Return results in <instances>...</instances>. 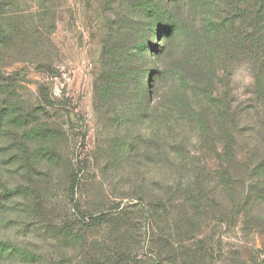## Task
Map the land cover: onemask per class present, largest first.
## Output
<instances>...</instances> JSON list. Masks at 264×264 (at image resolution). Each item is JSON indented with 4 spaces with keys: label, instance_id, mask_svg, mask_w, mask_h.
Returning a JSON list of instances; mask_svg holds the SVG:
<instances>
[{
    "label": "rangeland",
    "instance_id": "obj_1",
    "mask_svg": "<svg viewBox=\"0 0 264 264\" xmlns=\"http://www.w3.org/2000/svg\"><path fill=\"white\" fill-rule=\"evenodd\" d=\"M105 4L0 0V264H264V184L240 206L242 181L264 183L240 155L256 123L264 156L261 111L241 120L249 86L219 61L197 79L168 34L115 50ZM179 78L228 122L223 104L204 134L131 111L136 85L159 106Z\"/></svg>",
    "mask_w": 264,
    "mask_h": 264
},
{
    "label": "trees",
    "instance_id": "obj_2",
    "mask_svg": "<svg viewBox=\"0 0 264 264\" xmlns=\"http://www.w3.org/2000/svg\"><path fill=\"white\" fill-rule=\"evenodd\" d=\"M104 9L114 16V21L110 25L115 36L113 37L116 42L113 46L115 50L119 47L122 48V52L126 51V48L133 45V37L139 34L142 40L139 50L146 52L152 34L159 32L163 36L168 34L166 38L172 37L176 40L175 48L180 52V57L177 58H182L195 68L193 72L197 79H202L204 66L207 63L213 65L216 61L224 62L229 69L239 64H246L253 77V83L249 86L248 105L242 111L241 120L247 121L245 118L254 109L261 111L259 114L264 117V0H106ZM164 50L161 55H172L170 54L172 52L166 53ZM136 58L141 62L145 59L143 54H139ZM148 59L154 58L148 53ZM127 60L129 62V55L125 52L123 61ZM164 70L166 67L161 74L160 70L155 74L162 77ZM125 73L122 71L112 79L123 80ZM184 85L185 80L182 78L173 82L168 88L169 94H165L161 104L155 106L151 103L154 86L149 89L146 96L138 84L136 98L134 97L130 109L138 115L149 114L163 124L177 122V126L193 125L203 134L208 118L210 116L216 118L213 109H219L223 104L226 113L220 115L223 119L228 116L231 118L230 106L225 105L224 100L217 99V95L207 100L199 94V90H187ZM226 122H228L227 118ZM250 125V133L254 137L248 143L252 146L249 144L245 146L240 154L241 159L243 161L261 159L256 169L264 171V156H257L258 151L255 150L262 148L258 141L260 129L257 130L256 123ZM229 141L231 144H236L233 135L227 136V147L232 153L234 147ZM232 157H236L235 151ZM248 169L249 164L246 171L250 174L251 171ZM225 176L228 181L234 178V175L230 177L229 171H226ZM245 183L242 181V191H240L243 197L240 206L244 214L253 206V202H250L252 200L247 201L250 193L258 192L259 187L264 184L257 185L255 190L252 189V185L245 187ZM262 195L264 196V192H260L256 199L262 200Z\"/></svg>",
    "mask_w": 264,
    "mask_h": 264
},
{
    "label": "clouds",
    "instance_id": "obj_3",
    "mask_svg": "<svg viewBox=\"0 0 264 264\" xmlns=\"http://www.w3.org/2000/svg\"><path fill=\"white\" fill-rule=\"evenodd\" d=\"M231 82L236 90L246 88L253 83V77L246 64H239L233 67Z\"/></svg>",
    "mask_w": 264,
    "mask_h": 264
}]
</instances>
